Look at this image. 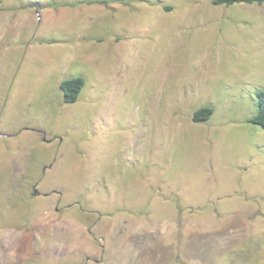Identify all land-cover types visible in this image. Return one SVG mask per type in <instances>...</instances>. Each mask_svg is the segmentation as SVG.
<instances>
[{
    "label": "rangeland",
    "instance_id": "rangeland-1",
    "mask_svg": "<svg viewBox=\"0 0 264 264\" xmlns=\"http://www.w3.org/2000/svg\"><path fill=\"white\" fill-rule=\"evenodd\" d=\"M2 8L0 264H264V4Z\"/></svg>",
    "mask_w": 264,
    "mask_h": 264
},
{
    "label": "trees",
    "instance_id": "trees-1",
    "mask_svg": "<svg viewBox=\"0 0 264 264\" xmlns=\"http://www.w3.org/2000/svg\"><path fill=\"white\" fill-rule=\"evenodd\" d=\"M216 5L225 4L232 5L235 3H258L263 4L264 0H213ZM3 10L0 9V11ZM85 86L84 78L71 77L65 78L61 81L60 87L64 94V100L68 103L76 102ZM258 95V112L249 118V121L261 125L264 128V89H260L257 92ZM214 113V107L203 106L195 110L193 114V120L195 122H206Z\"/></svg>",
    "mask_w": 264,
    "mask_h": 264
},
{
    "label": "crops",
    "instance_id": "crops-1",
    "mask_svg": "<svg viewBox=\"0 0 264 264\" xmlns=\"http://www.w3.org/2000/svg\"><path fill=\"white\" fill-rule=\"evenodd\" d=\"M214 111H215V109H214ZM257 112H258V110H257ZM166 200H168V199H166ZM157 212L160 213V214H162V215H166V213H169L168 211L164 212L163 210H158ZM154 213L155 212H154L153 209H143V210H140L139 212H137L136 214H131L130 216H128V218H127V215H125L124 218H126L127 220L122 221V222H123V224H124L125 227L127 225H128V227L129 226H135L136 228H142L144 226L145 227H154V220L152 219V218H154ZM177 213L176 212H173L174 215L177 214ZM146 246L151 247V249L153 250V252L151 253V257H148V256L147 257H144L140 261L139 264H154V240H152L151 242L147 243L145 245V247ZM30 248L34 249V246L33 247H30ZM29 255H32V254L30 253ZM93 258L96 259L97 261H99V259H100V261H103V258H99V257H93Z\"/></svg>",
    "mask_w": 264,
    "mask_h": 264
},
{
    "label": "water",
    "instance_id": "water-1",
    "mask_svg": "<svg viewBox=\"0 0 264 264\" xmlns=\"http://www.w3.org/2000/svg\"><path fill=\"white\" fill-rule=\"evenodd\" d=\"M37 192V191H36Z\"/></svg>",
    "mask_w": 264,
    "mask_h": 264
}]
</instances>
